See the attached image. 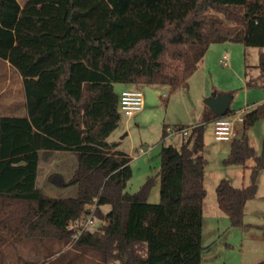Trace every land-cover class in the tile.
I'll return each instance as SVG.
<instances>
[{
	"label": "trees",
	"instance_id": "16d2710c",
	"mask_svg": "<svg viewBox=\"0 0 264 264\" xmlns=\"http://www.w3.org/2000/svg\"><path fill=\"white\" fill-rule=\"evenodd\" d=\"M229 42L264 47V0H0V59L20 74L26 96L24 116L4 115L0 102V264L1 247L23 243L42 258L17 264H203L204 132L217 117L209 110L180 149L162 148L161 200L150 203L154 178L130 193L132 158L108 141L122 118L114 86L187 88L209 48ZM260 60L264 76L263 51ZM261 120L264 102L244 112L224 159L245 168L255 161L247 187L229 179L217 186L233 227L243 225L264 171V143L257 154L248 135ZM48 153L76 155L69 179L48 178L76 187L75 197H49L37 186ZM91 206L101 225L76 228Z\"/></svg>",
	"mask_w": 264,
	"mask_h": 264
},
{
	"label": "rangeland",
	"instance_id": "374dc122",
	"mask_svg": "<svg viewBox=\"0 0 264 264\" xmlns=\"http://www.w3.org/2000/svg\"><path fill=\"white\" fill-rule=\"evenodd\" d=\"M27 0H18L21 5ZM228 50L217 45L210 49L198 70L189 80L187 88L171 92L169 87H142L146 97L144 110L132 118L122 116L119 127L109 137V142L118 143V150L132 158L133 176L128 183L130 193L137 192L149 178H154L148 201L159 203L161 200L160 153L164 146L180 149L184 136L182 126H193L203 122L210 108L205 101L214 94L229 97V107L236 111L228 116L238 135L242 131L240 117L247 105H255L263 90L264 76L259 68L260 54L264 47L230 43ZM227 57L224 65L223 58ZM257 80L256 87L248 88V80ZM255 81V82H257ZM141 87L143 85H135ZM0 102L4 115H26V96L23 79L11 65L0 59ZM211 111V110H210ZM169 126L168 136L163 138L164 128ZM251 145L260 154L264 143V120L255 124L248 132ZM205 148L203 156L207 160L202 184L207 192L204 202V222L202 232L203 264H260L264 262V172L258 177V193L247 202L243 225L233 227L229 217L223 213L217 202V186L223 179H229L233 187H247L250 173L255 166L254 159L247 161L246 168L239 165H224V159L230 153L231 142L215 139L213 122L205 126ZM55 167H52V162ZM77 167L75 154L48 153L41 156V168L37 186L49 197L69 198L77 195V188L61 189L48 181L53 173H61L69 179ZM110 206L102 211L106 213ZM90 216L97 217L95 207H90ZM98 228L101 221L96 218ZM78 228V226H76ZM6 264H17L20 259L40 261L34 244H18L1 247Z\"/></svg>",
	"mask_w": 264,
	"mask_h": 264
},
{
	"label": "built area",
	"instance_id": "2783aa9c",
	"mask_svg": "<svg viewBox=\"0 0 264 264\" xmlns=\"http://www.w3.org/2000/svg\"><path fill=\"white\" fill-rule=\"evenodd\" d=\"M227 57L223 58L224 65H226L225 61ZM145 108V97L143 92L138 88H128L124 90L120 95L119 102V111L122 116L127 118H132L137 113L141 112ZM242 122V118H240ZM214 125V135L217 141L221 142H232L237 137V132L235 130L234 122L228 117L216 118L213 121ZM184 136L188 137L191 128H185L181 130ZM96 218L88 215V218L85 222H75V226H82L83 229H89L91 227H95ZM81 232V231H80ZM79 232V233H80ZM78 237V234L75 235Z\"/></svg>",
	"mask_w": 264,
	"mask_h": 264
},
{
	"label": "crops",
	"instance_id": "0c3cea01",
	"mask_svg": "<svg viewBox=\"0 0 264 264\" xmlns=\"http://www.w3.org/2000/svg\"><path fill=\"white\" fill-rule=\"evenodd\" d=\"M217 45H221V46H223L224 48H223V50H228L229 49V45H230V42L229 43H224V44H215V45H212L210 48H209V50H208V53H209V51H210V49H212L213 47H216ZM208 53L206 54V56L208 55ZM206 56H205V58H206ZM203 62V61H202ZM145 86H147V85H143V86H141V87H136V86H133V85H124V84H115V86H114V88H115V91L119 94V95H121V93L124 91V90H126V89H128V88H138V89H140L141 91H142V87H145ZM147 87H150V88H154V89H156L154 86H147ZM248 87V86H247ZM248 88H258V87H256V86H252V87H248ZM261 88L263 89L260 93H259V95H257L258 96V98H260L259 99V101H257V103H254L255 105H252L251 107H250V105H247V110H250V109H252V108H254L255 106H257L258 104H260V103H263L264 102V85H261ZM143 92V91H142ZM144 94V93H143ZM144 97H145V95H144ZM146 97H145V106H146ZM245 112V111H244ZM243 115H244V113H243ZM243 116H241L240 118H242ZM213 122V121H212ZM230 152V151H229ZM67 154V153H66ZM69 154V153H68ZM42 156V155H41ZM55 165H56V163L53 161L52 162V164H51V166L52 167H55ZM39 168H41V161H40V167ZM262 172H264V171H262Z\"/></svg>",
	"mask_w": 264,
	"mask_h": 264
},
{
	"label": "water",
	"instance_id": "95a60500",
	"mask_svg": "<svg viewBox=\"0 0 264 264\" xmlns=\"http://www.w3.org/2000/svg\"><path fill=\"white\" fill-rule=\"evenodd\" d=\"M205 103L217 118L226 117L228 115L230 109L229 97L217 96L214 94L212 97L208 98Z\"/></svg>",
	"mask_w": 264,
	"mask_h": 264
}]
</instances>
